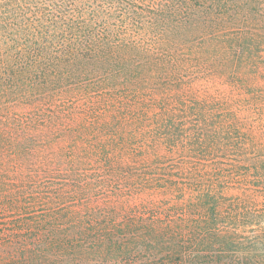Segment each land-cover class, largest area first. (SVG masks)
I'll return each instance as SVG.
<instances>
[{
	"label": "trees",
	"instance_id": "1",
	"mask_svg": "<svg viewBox=\"0 0 264 264\" xmlns=\"http://www.w3.org/2000/svg\"><path fill=\"white\" fill-rule=\"evenodd\" d=\"M0 264H264V0H0Z\"/></svg>",
	"mask_w": 264,
	"mask_h": 264
}]
</instances>
